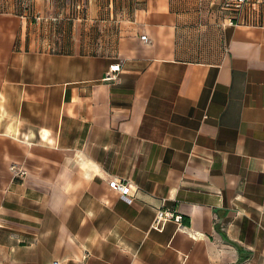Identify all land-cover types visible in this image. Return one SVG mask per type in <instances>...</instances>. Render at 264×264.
Listing matches in <instances>:
<instances>
[{
    "label": "crops",
    "instance_id": "obj_1",
    "mask_svg": "<svg viewBox=\"0 0 264 264\" xmlns=\"http://www.w3.org/2000/svg\"><path fill=\"white\" fill-rule=\"evenodd\" d=\"M222 1L0 11V264H264V0Z\"/></svg>",
    "mask_w": 264,
    "mask_h": 264
},
{
    "label": "built area",
    "instance_id": "obj_2",
    "mask_svg": "<svg viewBox=\"0 0 264 264\" xmlns=\"http://www.w3.org/2000/svg\"><path fill=\"white\" fill-rule=\"evenodd\" d=\"M249 1H252V0H236L235 2V5L236 6H241L242 4L244 3H247ZM257 1V0H256ZM142 39H145V35H142L141 36ZM119 69V64H112L110 65L109 67V71L110 72H114L116 70ZM107 79H111L113 78V75L112 74H108ZM18 175H23L24 174V171L23 170H18L17 172ZM109 185L116 189L119 193H120V197L125 200L126 202L128 203H131L133 201V195L130 194V186L128 185V183L126 182H123L122 180H119V179H114V180H111L109 182ZM182 218L181 214L178 213V212H175V211H168V210H158L156 215H155V218H154V221H153V224L155 227H158L162 222L168 220V219H173L175 221H180Z\"/></svg>",
    "mask_w": 264,
    "mask_h": 264
},
{
    "label": "rangeland",
    "instance_id": "obj_3",
    "mask_svg": "<svg viewBox=\"0 0 264 264\" xmlns=\"http://www.w3.org/2000/svg\"><path fill=\"white\" fill-rule=\"evenodd\" d=\"M32 2L33 0H0V11L23 14L30 9ZM231 2V0H223L222 3H220L223 5L226 13L234 12ZM212 6H215V4Z\"/></svg>",
    "mask_w": 264,
    "mask_h": 264
}]
</instances>
